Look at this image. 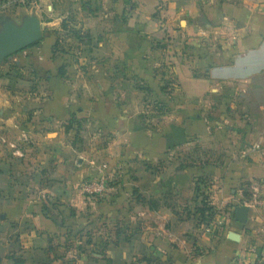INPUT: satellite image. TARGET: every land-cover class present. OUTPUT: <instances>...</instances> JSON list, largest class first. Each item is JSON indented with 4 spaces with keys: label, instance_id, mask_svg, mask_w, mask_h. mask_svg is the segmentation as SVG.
Instances as JSON below:
<instances>
[{
    "label": "crops",
    "instance_id": "0c3cea01",
    "mask_svg": "<svg viewBox=\"0 0 264 264\" xmlns=\"http://www.w3.org/2000/svg\"><path fill=\"white\" fill-rule=\"evenodd\" d=\"M27 16L41 44L0 62V264H264V0H0V31Z\"/></svg>",
    "mask_w": 264,
    "mask_h": 264
},
{
    "label": "water",
    "instance_id": "95a60500",
    "mask_svg": "<svg viewBox=\"0 0 264 264\" xmlns=\"http://www.w3.org/2000/svg\"><path fill=\"white\" fill-rule=\"evenodd\" d=\"M42 22L36 16H27L21 24L7 20L0 31V62L8 56L16 54L29 45L41 40ZM247 206H241L237 210V220H247Z\"/></svg>",
    "mask_w": 264,
    "mask_h": 264
},
{
    "label": "trees",
    "instance_id": "16d2710c",
    "mask_svg": "<svg viewBox=\"0 0 264 264\" xmlns=\"http://www.w3.org/2000/svg\"><path fill=\"white\" fill-rule=\"evenodd\" d=\"M16 5H19V3H17ZM28 5V4H27ZM65 30H70V28L68 27V25L65 23L64 27ZM74 31V30H73ZM78 31H74L75 35H77L78 38L81 39V41L86 42V35H80L79 33H77ZM85 37V38H84ZM42 40H39L31 45H29L28 47H26L23 50H27L29 48H34L36 46H38L41 43ZM21 50V51H23ZM63 68H60L59 72L60 74L63 73ZM153 103V102H152ZM158 102L155 101L153 103V105L155 107L159 106L157 104ZM78 127L80 128V124L76 125V127H74L73 125H70L69 128L73 129V133H77L78 132ZM210 186L211 183L208 182L207 180H202V179H198L196 180V184H195V192H196V199H195V204L194 207L192 209H189L187 211L188 215H191V217L195 218L196 220H198L199 223H208L214 216L215 211H214V206L211 204V199H210ZM73 224V221H64L62 220V223H60L59 225H61V229H62V234L64 238H70V234L69 232L72 230L71 226Z\"/></svg>",
    "mask_w": 264,
    "mask_h": 264
},
{
    "label": "built area",
    "instance_id": "2783aa9c",
    "mask_svg": "<svg viewBox=\"0 0 264 264\" xmlns=\"http://www.w3.org/2000/svg\"><path fill=\"white\" fill-rule=\"evenodd\" d=\"M37 0H5L7 4L16 5L17 3H20L21 5L29 6L33 3H35ZM28 4V5H27ZM90 183V184H89ZM106 181L101 180L99 182H96L93 184L92 182H88L87 184H84V192L88 193H104L106 191ZM236 264H262V259H258L256 261H245L243 259H239Z\"/></svg>",
    "mask_w": 264,
    "mask_h": 264
},
{
    "label": "rangeland",
    "instance_id": "374dc122",
    "mask_svg": "<svg viewBox=\"0 0 264 264\" xmlns=\"http://www.w3.org/2000/svg\"><path fill=\"white\" fill-rule=\"evenodd\" d=\"M45 5H46V3H44L43 2V6L45 7ZM45 10V9H44ZM72 11V10H71ZM72 23H74V24H76V22H73L72 21ZM70 24V26L72 27V24L71 23H69ZM74 31H76V27H73L72 28ZM55 39H56V37H54ZM53 39V38H52ZM41 44V43H40ZM12 56L13 55H11L10 56V58H12ZM7 58H9V57H7ZM9 58V59H10ZM13 60V59H12ZM90 184V183H89ZM31 190H33V189H31ZM32 192V191H31ZM81 192H82V189H81ZM35 193V192H34ZM82 194H84L85 196H88L87 194H92V193H88V192H82ZM92 195H94V194H92ZM86 219V218H85ZM64 221H73L72 219H64ZM57 223V226L55 227V230H56V234H57V232H59V231H61V229H59V226H58V224H60V223H62V220H61V218H59L58 219V221L56 222ZM61 236H63V234H62V231H61Z\"/></svg>",
    "mask_w": 264,
    "mask_h": 264
}]
</instances>
